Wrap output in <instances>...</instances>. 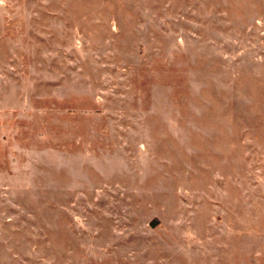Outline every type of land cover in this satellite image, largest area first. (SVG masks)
Wrapping results in <instances>:
<instances>
[{
	"label": "rangeland",
	"instance_id": "374dc122",
	"mask_svg": "<svg viewBox=\"0 0 264 264\" xmlns=\"http://www.w3.org/2000/svg\"><path fill=\"white\" fill-rule=\"evenodd\" d=\"M0 264H264V0H0Z\"/></svg>",
	"mask_w": 264,
	"mask_h": 264
}]
</instances>
